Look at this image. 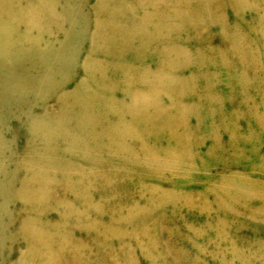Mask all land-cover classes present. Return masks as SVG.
I'll use <instances>...</instances> for the list:
<instances>
[{
	"label": "rangeland",
	"instance_id": "1",
	"mask_svg": "<svg viewBox=\"0 0 264 264\" xmlns=\"http://www.w3.org/2000/svg\"><path fill=\"white\" fill-rule=\"evenodd\" d=\"M8 1L0 8V264H264V0H216L210 11L207 0L188 1L189 7L184 0H128L139 7L134 12L150 14L148 27L157 34L134 32L154 57L147 59L146 87V74L112 69L116 47L129 41H96V22L110 15L101 11L103 0ZM169 32L178 47L203 45V74L182 68L173 51L168 62L160 58L169 51L162 36ZM98 62L101 76L93 71ZM125 76L146 95L119 122L97 98L113 94L112 106L128 104L124 86L102 91L107 79ZM159 78L163 83L155 85ZM175 81L170 121L180 130L168 132L182 135L180 144L152 127L150 143L136 145L144 150L115 146L126 124L129 131L152 120L148 104ZM88 109L106 112V122L77 125ZM212 113L227 120L213 124ZM217 143L222 163L202 173L200 163L208 164ZM29 176L37 177L34 202L24 189ZM140 195L156 200L148 214ZM120 204L124 223L111 224ZM131 208L136 214L128 221Z\"/></svg>",
	"mask_w": 264,
	"mask_h": 264
},
{
	"label": "bare ground",
	"instance_id": "2",
	"mask_svg": "<svg viewBox=\"0 0 264 264\" xmlns=\"http://www.w3.org/2000/svg\"><path fill=\"white\" fill-rule=\"evenodd\" d=\"M126 1L127 2H125L122 6L120 5V2L118 3L119 6H115V1H113V0H103L102 1L103 7L101 8V11H103V12L107 11L108 13H110V15H108L107 17H104L102 20L98 19V22H96V24L98 25V27H97L98 29H96V32L94 35L96 37L97 43L101 44L100 46H102L105 41H110L111 43L117 42L119 44H121L123 41H129L126 44L122 43L124 46L119 47V45H118L116 47V50L119 52L118 53L116 52L113 55V60L115 62H114V64H112V66H113L112 69L113 70L117 69L119 72L123 73V75L124 74L129 75V74L135 73V72H138L141 74H146L143 78V83H144L143 87H146V84L149 81V76L147 74L149 71V66L147 65V59H151L154 57L152 56L153 55L152 49H150V48L148 49L146 47V45H144L143 41L145 40V37L142 38L139 36H135L134 32L137 30H141L142 32L149 33V35H156L157 36V34L154 31L150 30L148 27L150 24L149 21L151 20L150 14L148 12H137V13L134 12V9H138L139 7H137L135 5L136 3H134V2H128V0H126ZM161 1L162 0H157V5H162ZM188 1L191 4V0H184L183 4L186 7L190 6ZM204 1L206 2V0H203V3H204ZM207 1L210 2L209 6H208V3H207V7L204 6L205 10H207V11H210V8L212 9L214 6L218 5L216 0H207ZM39 2H41V0H39ZM8 3H9L8 0H0V8L1 9L6 8ZM154 6H156V5L154 4ZM121 7L125 8V9L121 10L120 9ZM208 7H209V9H207ZM28 8L30 9L29 12H33L35 10V7L31 6V5ZM179 10H181V8H179ZM140 13H141V16L139 15ZM111 15H112V17H111ZM118 18H120V19L125 18L123 20L124 22L121 21L122 22L121 24L116 22V20ZM216 21L217 20H215L214 22H216ZM218 21H222V19H220V20L218 19ZM212 22H213V20H212ZM214 22H213V24L215 27ZM37 23L38 22L33 21L31 25L37 24ZM102 32H105V34H102ZM173 35L176 36L175 32L173 33ZM222 35L224 36V34H222ZM162 36L164 37L165 41H168L167 42L168 46H166V50L167 49L169 50V51H165V49H164V53L160 57L162 60H164V62H166V61L168 62L170 60L169 55H170V52L173 51L180 56L182 68H189V67H193V66L195 68H198L199 70L201 68L202 69L206 68V67H204V68L202 67V65H204V62L206 61V59L208 57V56H206V53L203 50V48H204V47H202L203 45L189 46L186 43L184 44V41H183V43L180 45L181 47H178L176 45V42H175L177 39L175 40V38L172 36L171 32H169L167 34L164 33ZM176 37L179 39V36H176ZM184 40H186V39H184ZM136 41H138V42L136 43ZM186 41H188V40H186ZM216 48H217V46H216ZM222 50L226 51L225 49H222ZM167 52H168V54H166ZM118 56H120V60H117ZM126 58H128L127 61H126ZM130 59L132 61L136 62L137 64H133L132 62L127 63L128 61L129 62L131 61ZM124 62H126V63H124ZM223 62L227 63L228 61H226L225 58L223 57ZM173 64L176 66L175 62L172 63V66H173ZM133 66L135 68H133ZM160 66L162 68H165L161 65V63H157L156 68L161 69ZM95 68L96 69L93 70L95 75L101 76L100 75L101 71H102L101 63H99V65H96ZM171 70H172V68H171ZM200 71L202 72V70H200ZM202 74H203V72H202ZM102 77H105V76H102ZM123 78L118 82L112 81L111 82L112 84L110 83L109 79H107V82L105 83V90H102V91H103V93L108 94V93H111L113 91L112 88L115 85L117 87H119V85H122V86H124L123 92L126 94L125 98H127V97L129 98L128 104H127V101L122 100L123 103H121L120 105L117 104L116 106H114V105L112 106L113 103L112 104H110V103L113 100H115L113 94H110L111 95L110 97H106V95H104V96H99L97 98L98 105L102 108H105L106 109L105 111H107L109 108V112H113V111L117 112L118 117H119V119H118L119 122H124V120H125V116L123 117V111L126 109L130 110L131 107L135 106V99L143 98L146 95V91H143L144 88H142L143 89L142 90V89H139L138 86L135 87L134 82L131 81V78L129 76H125L124 80H123ZM195 78H196L195 74H192L191 79L195 80ZM155 80H156L155 85H161L163 83V79L159 78V79H155ZM114 82L116 84H113ZM151 84H153L152 81H150L149 85L151 86ZM175 84H176V81L174 83L173 90H171L170 88L164 89L166 91L164 94L158 93L154 97L152 102L148 104L149 106L153 107V109H154V112L150 117V119L152 118V120L147 121L145 123L135 124L132 126V128L129 131H128V127L126 124L125 133L123 134V136L121 135V137L114 139L113 144L115 146H117L116 145L117 141L119 144H122L121 149H127L126 151H123V152H127V151L132 152L133 150H144L146 144L149 142V141L147 142V138L150 136V134L146 133L147 128H152V127L157 128L158 131H160L162 133V136L165 137V140H168L169 143H179V141H182L183 140L182 135L178 136V135H174V134L168 132V130H171V129H179L180 130V126L178 123L170 121V119H172L173 114L177 110L176 109L177 105H176L175 101L173 100V94L175 93L174 91H176V90H174ZM112 85H113V87H112ZM215 97H218L217 99L221 100L220 95L215 96ZM131 100H132V102H130ZM82 106H84V105H82ZM120 108H123V110L118 111ZM105 114H106V112H105ZM105 114L100 113V112H96V111L93 114L91 112V110L88 109L84 115L77 118L75 123H77V125H79V126H81V125L78 123L84 122V121H89V122H92V124H96V125L101 124V123H105L107 120ZM191 115L194 117L195 112H191ZM211 115L213 116V118H212L213 124L215 123L214 122L215 120H218V121L222 120L223 122L225 120H227V118H225L222 113L221 114H213L212 113ZM148 116H150V115L148 114ZM109 124H112L110 126L111 129H114V130L116 129L115 128L116 124H113V123H109ZM46 125H43L44 129L47 127ZM216 128L217 127H214V129H213L211 126V130H213V132H215L216 135H218V133L216 132ZM183 130L184 129H182V131ZM188 132H189V130H187V127H185V130H184V136H185L184 139L185 140H187L186 135ZM125 138H128L130 143H132V144H127L126 140L124 141ZM177 138H179V141ZM159 139L162 140V137H159ZM138 143H141L142 145H144V148L137 147L136 145ZM119 146H117V147H119ZM109 149L111 150V147ZM190 149H192V147H190ZM222 152H223V150L221 149V146L219 145V143L216 144V150L215 151H212L210 153L207 152L208 160L206 163H208V164L205 165V163L204 164L200 163L202 173H204V171H206V169L209 168L211 165H214V164L219 165L220 163H222V161H221V159H222L221 155L223 154ZM111 160H113V158H111ZM195 162L196 161L193 160V158H191V161H189V164L194 165ZM112 163H113V161H112ZM113 164H115V163H113ZM33 176H35V175H33ZM206 176H207V174H206ZM30 177L31 176H29L28 178L25 179L26 181H24V189L27 191V193H29L28 195H29V198L31 199L30 201L34 202L35 198H37V193L35 191V186H34L35 185L34 180L37 177H33V178H30ZM95 178H96V176H95ZM105 181H110V178L108 177V175H106ZM178 182H179V180H178ZM179 183L181 185H184V183L182 181ZM185 185H186V183H185ZM190 186H191V184H190ZM46 190L47 189H43L39 194L44 195V192H46ZM153 192H154V190H153ZM154 194H156V193L154 192L153 195ZM186 195H187V193H186ZM142 196L143 195H140L139 201L141 198H143ZM150 197L151 198H143V200H146L147 204L151 205V206L149 205L150 208H147L146 214L149 213L148 212L149 209L156 207V205H155L156 200L152 199V197H153L152 195ZM30 201H29V203H31ZM139 201L136 202V204L138 206L140 205ZM120 207L121 208H117L116 211L112 210L113 214H110L111 218H112L111 224L121 225L122 223H124L125 217L123 216V214L120 213L121 210H119V209H122V211H123V209L125 208V205L120 204ZM208 207L209 206L207 205L206 206L207 211H205V212L210 211V210H208L209 209ZM100 210L103 212L102 206H101ZM128 212L129 213L126 215V219L128 221L134 220V218H135L134 215L136 214L134 209L131 208V210L130 211L128 210ZM150 214L148 216H150ZM174 214L175 215L177 214V216H178L179 212L174 211ZM204 214L206 215V213H204ZM96 219L97 218H94L93 220H96ZM213 220H215V219L212 216V221ZM93 222H95V221H93ZM97 223H99V221H97ZM105 227L106 226H104V230H103L104 233H105ZM103 245L104 244L102 242H100V244L98 245V248H101ZM78 253H81L80 250L78 251ZM241 257H243V256H241Z\"/></svg>",
	"mask_w": 264,
	"mask_h": 264
}]
</instances>
